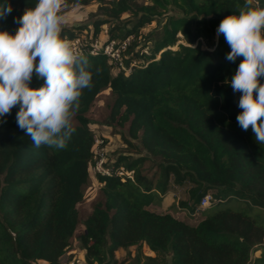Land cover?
<instances>
[{
    "label": "trees",
    "instance_id": "trees-1",
    "mask_svg": "<svg viewBox=\"0 0 264 264\" xmlns=\"http://www.w3.org/2000/svg\"><path fill=\"white\" fill-rule=\"evenodd\" d=\"M243 2L109 0L101 6L104 17L91 21L88 41L79 47L92 66L93 86L82 91L67 148L34 147L17 126L18 107L0 117L5 121L0 123V264H61L74 239L86 264H124L115 251L129 256L131 246V264H264V144L255 142L251 127L244 131L238 125L240 93L229 81L241 58L227 61L230 48L216 34L220 21ZM259 2L264 7V0ZM8 3L12 11L0 19V31L14 35L23 10L37 0ZM123 13L130 17L123 20ZM153 20L157 27L142 35L140 28ZM102 24L107 29L99 38ZM83 27H63L62 35L73 40ZM129 37L122 68L103 46ZM95 40L100 48L92 53L89 44ZM43 83L33 74L29 86ZM104 89L113 97L111 122L125 126L119 133L128 146L139 149L132 141L137 139L144 151L108 155L115 167L133 171V180L96 176L97 195L81 219L78 204L93 161L94 133L86 112ZM147 160L157 167L155 176L142 170ZM170 177L175 184H193L190 203H182L191 211L214 190V202L196 224L147 208L166 192ZM233 201L238 208L229 205ZM143 245L154 255H143ZM254 249L260 253L251 258Z\"/></svg>",
    "mask_w": 264,
    "mask_h": 264
},
{
    "label": "clouds",
    "instance_id": "clouds-1",
    "mask_svg": "<svg viewBox=\"0 0 264 264\" xmlns=\"http://www.w3.org/2000/svg\"><path fill=\"white\" fill-rule=\"evenodd\" d=\"M64 3L37 0L23 10L14 35L0 31V117L18 107L17 126L36 148H67L82 91L93 86L87 57L62 35ZM11 11L8 0H2L0 19ZM216 34H222L230 48L227 61L241 58L229 81L233 92L240 93L238 125L244 131L251 127L255 142L264 144V7L259 0H244L237 13L220 21ZM33 74L44 80L39 88L29 86Z\"/></svg>",
    "mask_w": 264,
    "mask_h": 264
},
{
    "label": "rangeland",
    "instance_id": "rangeland-1",
    "mask_svg": "<svg viewBox=\"0 0 264 264\" xmlns=\"http://www.w3.org/2000/svg\"><path fill=\"white\" fill-rule=\"evenodd\" d=\"M105 2H99L96 0H91L87 4L80 3L78 0H65L64 7L61 10V15L64 17V26L70 27L76 25H84L81 32H79V36L71 40L75 47L79 49L83 42L88 41V30L91 28V21L99 18H103L102 15L103 5H109V0H104ZM138 3L149 4L150 0H137ZM130 14L123 13L121 18L123 20L128 19ZM157 27V22L153 20L150 23L145 24L140 28V33L145 35L152 29ZM100 35L99 38L103 37L106 33L107 24H102L100 26ZM132 37L125 39L126 43H130ZM112 45H116V40H111ZM142 42L140 39L135 45L134 49H138V44ZM98 40L93 41L89 46L97 47ZM121 44H118L119 46ZM127 45V44H126ZM125 45V47H126ZM151 45L147 43V47H145V51L149 49ZM111 55L120 61L117 65L123 68L122 63V53L125 48L121 46L119 47H110ZM112 95L109 92V89H104L98 93L90 108L86 112L87 117L89 118L88 127L94 133V135H99L104 139V142L108 148L109 158H115L120 154H127L131 157L137 156L141 151H144L141 147L139 140L133 139L132 141L139 146V149H135L132 146H128L123 140L121 132H125V126L115 125V122H111L109 118L110 106L112 103ZM142 170L147 173L148 176H155L158 172L157 167L154 163L147 160L142 164ZM90 183L89 186L84 191V197L82 201L78 204V214L81 219L85 218L91 210V203L97 195L98 188L100 183L97 181V177L95 174L90 172ZM193 186V184L186 180L183 184H175L170 177L167 190L165 193L160 194L159 199H157L154 203L150 204L147 208L151 211L157 213H170L176 218L188 222L189 224H196L203 217L204 213L208 211L207 208H200L199 205L195 208L194 211H191L189 208H185L182 206V203H190V195L189 190ZM214 190H208L207 193L212 195ZM214 197V196H213ZM233 208H238L239 204L237 202H231L229 204ZM261 214L264 216V210H260ZM82 226L79 225L77 228V232L81 231ZM130 254L127 255L126 251H122L119 254L115 253V257L117 255L118 260L125 259L124 264H131V257L135 253V246H131L129 248ZM141 253L144 255H154L149 249L143 245L141 247ZM260 253V249H254L250 252V257L253 258L258 256ZM142 260V259H141ZM61 264H86L83 258V250L79 247V243L76 239L72 241L71 247L61 256L60 258ZM35 264H43V261L38 260Z\"/></svg>",
    "mask_w": 264,
    "mask_h": 264
},
{
    "label": "built area",
    "instance_id": "built-area-1",
    "mask_svg": "<svg viewBox=\"0 0 264 264\" xmlns=\"http://www.w3.org/2000/svg\"><path fill=\"white\" fill-rule=\"evenodd\" d=\"M126 39L129 40V38H126ZM126 44L127 43L125 42V40L121 43L123 48H125ZM96 46L97 47H94L92 44V47H91L92 53H95L99 50L100 46L98 43ZM114 46L116 48L119 47L114 44L112 45V42L110 41L109 43L103 46V52L109 57H111L115 61V63H118V62L120 63L119 60L115 59L111 55L110 47H112L113 49ZM92 151H93V161L89 167L90 172H92L96 176L99 175V176L105 177V176L116 175V176H120L122 179L127 177L133 180V171L127 170L123 166L115 167L112 161L109 160L108 148H107L106 143L104 142V139L101 136L99 135L93 136ZM213 202H214V199L212 195H210L209 193H206L201 197L199 207L202 209L208 208L212 205Z\"/></svg>",
    "mask_w": 264,
    "mask_h": 264
},
{
    "label": "crops",
    "instance_id": "crops-1",
    "mask_svg": "<svg viewBox=\"0 0 264 264\" xmlns=\"http://www.w3.org/2000/svg\"><path fill=\"white\" fill-rule=\"evenodd\" d=\"M122 251H123L122 249H118V250L115 251V253H118L119 254ZM116 258H117V255H116Z\"/></svg>",
    "mask_w": 264,
    "mask_h": 264
}]
</instances>
